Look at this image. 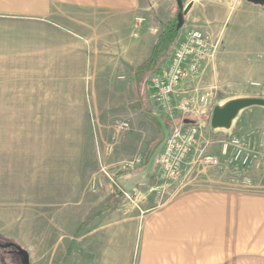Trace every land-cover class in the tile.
Masks as SVG:
<instances>
[{
    "label": "rangeland",
    "instance_id": "obj_1",
    "mask_svg": "<svg viewBox=\"0 0 264 264\" xmlns=\"http://www.w3.org/2000/svg\"><path fill=\"white\" fill-rule=\"evenodd\" d=\"M182 1L185 6L188 0ZM145 4L123 28L130 43L140 44L134 58L122 54L116 58L111 43L104 41L97 57L86 54V58L72 59L67 73L14 74L7 75L6 83L0 81L2 86L26 84L47 89V101L54 103L0 105V264H25L15 245L27 251L29 264H88L96 261L93 258L100 245L116 241L126 253L132 251L136 261L144 252L141 229H110L111 224L87 229L105 216L110 223L113 210L84 222L75 235L77 226L101 210L116 187L124 190L115 203L125 209L119 210L120 215L127 214V207L137 206L132 201L137 188H133L142 181L147 183L142 182V191L150 196L152 206L167 201L183 186L216 184L264 192V106L239 111L229 132L211 125L216 106L238 98H264V4L198 0L196 8L184 16L180 32L161 56L158 68L134 73L139 63L148 60L163 23L183 10L177 0H145ZM69 14L79 15V11L61 9L54 17ZM90 19L89 33L111 34L115 21L94 15ZM190 28L209 31L217 44L215 55L191 78L194 87L189 88L195 99L207 95L209 101L198 114L179 110L170 114L156 102L151 77L168 63L180 36ZM143 106L170 122V129L165 128L167 137L175 124H199L202 146L221 164L205 167L190 157L176 179L165 178L158 156L167 137L160 138L154 118L141 111ZM118 119H127L131 128L116 133L113 123ZM234 137L249 154L246 164L234 159V146L227 154L221 151L223 141ZM211 139L219 141L213 144ZM135 157H141V162L126 166ZM75 236L72 252L66 255ZM212 236L213 241L198 242L200 257L207 256V247L219 245L218 234ZM91 244L96 245L94 249ZM190 247L196 248V243L183 238V257H191Z\"/></svg>",
    "mask_w": 264,
    "mask_h": 264
},
{
    "label": "crops",
    "instance_id": "obj_2",
    "mask_svg": "<svg viewBox=\"0 0 264 264\" xmlns=\"http://www.w3.org/2000/svg\"><path fill=\"white\" fill-rule=\"evenodd\" d=\"M197 2L194 0L191 10L196 8ZM146 5L145 0H0V81L6 83L7 75L14 74L67 73L72 59L86 58V54L97 57L104 41L111 43L110 51L117 52L116 58H121V54L134 58L140 44L130 43V35L123 28L131 21L135 11ZM61 9L77 10L79 15L55 18L54 15ZM92 15L115 21L111 34L100 36L89 33ZM79 67L82 69L81 63ZM191 80L183 84L184 89L194 87ZM46 91L26 84L13 87L0 85V105L54 104L47 101L49 95ZM40 95L43 101H39ZM142 108L145 115L154 118L160 138L165 139V128L170 129V122L148 107ZM232 127L233 124L229 129ZM224 132L229 131L224 128ZM211 140L213 144L219 141ZM142 182L133 188L137 191L134 190L132 201L138 204L127 207L126 215H120L119 210L125 209L115 205L122 196L121 191H124L116 187L103 208L87 216L75 232L77 236L84 222L113 210L109 215L115 217L110 223L105 216L87 229H100L106 224H111L110 229H141L144 236L142 256L135 261L132 251L126 253L122 244L116 241L100 245L96 258H93L96 261L88 264H264L263 191L234 190L216 184L183 186L167 201L152 206L150 196L142 191L145 188ZM215 233L218 234L215 240H219V245L207 247V256L200 257L198 242L200 239L212 240ZM200 234H207L206 238L200 237ZM76 236L68 245L66 255L71 254ZM187 237L190 244L196 243V248L190 247L191 257L188 258L183 257V238L187 240ZM231 240L235 243L233 246ZM95 246L90 245L91 249ZM216 251V256H212Z\"/></svg>",
    "mask_w": 264,
    "mask_h": 264
},
{
    "label": "built area",
    "instance_id": "obj_3",
    "mask_svg": "<svg viewBox=\"0 0 264 264\" xmlns=\"http://www.w3.org/2000/svg\"><path fill=\"white\" fill-rule=\"evenodd\" d=\"M143 20V18H139ZM217 50V44L209 31L200 28L185 30L173 48L168 63L151 77V87L156 102L170 114L179 110L183 114H198L208 104V96L201 95L196 99L183 84L199 74L203 65L211 59ZM131 124L127 119H118L113 123L116 133L127 131ZM234 146V159L246 164L249 154L239 138L224 140L222 153L227 154ZM193 160L205 167H215L220 159L208 153L202 146V130L199 124H175L162 151L158 164L167 179H176L187 160ZM141 162L135 157L126 162L132 168Z\"/></svg>",
    "mask_w": 264,
    "mask_h": 264
},
{
    "label": "water",
    "instance_id": "obj_4",
    "mask_svg": "<svg viewBox=\"0 0 264 264\" xmlns=\"http://www.w3.org/2000/svg\"><path fill=\"white\" fill-rule=\"evenodd\" d=\"M250 3L263 5L264 0H246ZM180 9H183L178 13V27L182 25L184 16L190 11L194 4V0H190L185 6L182 0H177ZM264 106V98L261 97H245L231 100L223 106H216L212 112L211 125L215 128H228L232 125L233 119L237 116L239 111L250 106ZM9 246H14L13 243H9ZM22 256L25 257V264H29V256L26 250L22 247L15 245Z\"/></svg>",
    "mask_w": 264,
    "mask_h": 264
},
{
    "label": "trees",
    "instance_id": "obj_5",
    "mask_svg": "<svg viewBox=\"0 0 264 264\" xmlns=\"http://www.w3.org/2000/svg\"><path fill=\"white\" fill-rule=\"evenodd\" d=\"M178 21V16L176 14L174 17L163 23V29L153 46L150 57L145 63L135 68L136 73L148 72L158 68L161 56L173 46V43L180 32Z\"/></svg>",
    "mask_w": 264,
    "mask_h": 264
}]
</instances>
